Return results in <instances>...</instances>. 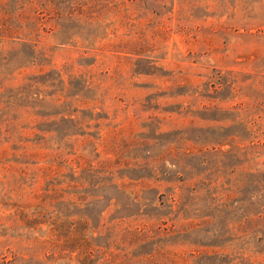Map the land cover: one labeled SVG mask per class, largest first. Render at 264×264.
Returning <instances> with one entry per match:
<instances>
[{"label": "rangeland", "instance_id": "374dc122", "mask_svg": "<svg viewBox=\"0 0 264 264\" xmlns=\"http://www.w3.org/2000/svg\"><path fill=\"white\" fill-rule=\"evenodd\" d=\"M75 2L0 31V180L96 248L100 214L144 225L146 264H264V0Z\"/></svg>", "mask_w": 264, "mask_h": 264}, {"label": "trees", "instance_id": "16d2710c", "mask_svg": "<svg viewBox=\"0 0 264 264\" xmlns=\"http://www.w3.org/2000/svg\"><path fill=\"white\" fill-rule=\"evenodd\" d=\"M16 1L18 9L13 12L4 10L0 16L2 32L13 31L12 19L22 23L19 26L22 31L25 29L24 24L29 22L27 29L33 31L41 25L51 30L54 21L59 18L93 16L91 11L83 7L85 3L75 0H67L65 5L59 7L55 5V0ZM110 1L119 3V0H105V3ZM11 177L0 180V235L15 238L16 246L0 247V264H69V242L74 235L75 241L79 242L77 264H146L145 254L133 253L151 237L144 225H133L122 217L108 219L106 223L104 215L100 214V236L104 244L96 248L91 242L88 219L71 218L59 212L45 218L42 211L29 208L19 198L21 186L17 184L15 176ZM51 193L55 201H61L63 194L54 188ZM79 200L76 201L77 206Z\"/></svg>", "mask_w": 264, "mask_h": 264}]
</instances>
